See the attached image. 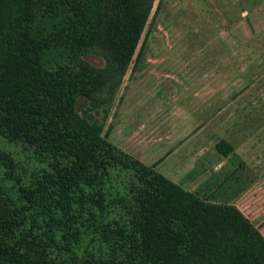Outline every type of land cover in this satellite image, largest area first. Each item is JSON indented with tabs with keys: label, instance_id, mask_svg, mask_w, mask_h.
Wrapping results in <instances>:
<instances>
[{
	"label": "trees",
	"instance_id": "16d2710c",
	"mask_svg": "<svg viewBox=\"0 0 264 264\" xmlns=\"http://www.w3.org/2000/svg\"><path fill=\"white\" fill-rule=\"evenodd\" d=\"M153 2L0 0V264H264L241 209L172 181L95 119L139 63Z\"/></svg>",
	"mask_w": 264,
	"mask_h": 264
},
{
	"label": "rangeland",
	"instance_id": "374dc122",
	"mask_svg": "<svg viewBox=\"0 0 264 264\" xmlns=\"http://www.w3.org/2000/svg\"><path fill=\"white\" fill-rule=\"evenodd\" d=\"M137 51L103 135L264 235V0H154Z\"/></svg>",
	"mask_w": 264,
	"mask_h": 264
}]
</instances>
